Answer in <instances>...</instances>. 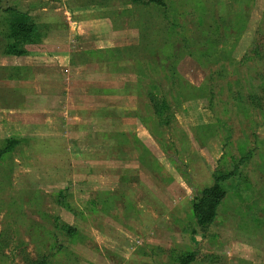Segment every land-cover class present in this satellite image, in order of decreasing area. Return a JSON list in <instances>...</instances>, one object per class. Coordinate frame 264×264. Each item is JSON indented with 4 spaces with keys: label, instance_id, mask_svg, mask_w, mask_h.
Listing matches in <instances>:
<instances>
[{
    "label": "rangeland",
    "instance_id": "1",
    "mask_svg": "<svg viewBox=\"0 0 264 264\" xmlns=\"http://www.w3.org/2000/svg\"><path fill=\"white\" fill-rule=\"evenodd\" d=\"M162 2L0 0L16 8L0 11V264H264V0ZM83 53L137 94L147 131L134 145L110 133L95 150L113 161H73L45 181L16 120L21 64ZM130 154L124 162L138 157L150 183L128 193L135 179L123 177L115 192L88 191L115 185L101 169L120 175ZM39 176L64 189L47 191ZM214 179L224 197L202 227L195 193Z\"/></svg>",
    "mask_w": 264,
    "mask_h": 264
},
{
    "label": "crops",
    "instance_id": "2",
    "mask_svg": "<svg viewBox=\"0 0 264 264\" xmlns=\"http://www.w3.org/2000/svg\"><path fill=\"white\" fill-rule=\"evenodd\" d=\"M99 19L107 20L108 18L101 16ZM94 49L105 48L86 49L80 46L77 51H94ZM35 59L36 57L27 54L21 64L28 68V73L27 77L20 79L19 86L25 90L20 92L21 105L16 120L24 130L28 131L26 133L27 159L35 161L36 169L43 174V177L47 176L51 179L52 176L58 175L57 172L63 168L71 171L73 161L91 162L97 160L98 157H101V160L106 163L113 161L114 158L109 156L112 153L102 151L99 154L97 153L99 150H95L98 145H105L108 148L112 139L110 133L120 137L122 144L134 145L133 140L139 143L143 141L141 135L145 132L143 130L147 131L146 119H140L136 115L137 94L126 88L124 82L119 84L116 79H108L109 77L105 73L97 69L95 62L74 61L69 55L66 57L46 56L41 58L43 61L37 58V62ZM57 61H59L60 70L51 68V66H56ZM39 69H42L41 73H39ZM201 110L205 112L203 108ZM200 115L204 114L200 113ZM204 121L203 123H205ZM29 129L41 131L30 134L32 131ZM70 145L75 147L71 151ZM115 157L118 158V156ZM121 157L123 163L117 168L121 171L120 175L112 174L116 168H112L111 164L109 167L103 166L101 169V171H107L104 174L108 178L115 180L113 183L115 185L90 186L88 189L90 193L115 192L118 189L115 188L117 183L122 181L123 177L136 180L133 184L126 186L128 193L139 191L138 187L143 182H151L150 179L142 178L143 173L138 157L133 159L131 165L124 161L130 160L129 158L132 159L134 156L130 154ZM201 160L203 161V158ZM90 167H86L87 170L81 168L84 172L83 177L86 179L89 177L88 174L93 175V169ZM159 167L167 171L162 164ZM39 178L42 177L39 176ZM43 179L40 180L42 183ZM46 179L45 177V181ZM86 181L88 184L95 183V179L92 177ZM43 184L42 188L50 187V190L47 191L64 189L57 188L54 181ZM149 187V192L154 191L151 186ZM91 196H89L90 202L94 203ZM146 204L148 205V202ZM177 204L178 202L173 203V206ZM142 206H145V203L135 201V207L143 209ZM148 222L153 224L156 220L149 219Z\"/></svg>",
    "mask_w": 264,
    "mask_h": 264
},
{
    "label": "trees",
    "instance_id": "3",
    "mask_svg": "<svg viewBox=\"0 0 264 264\" xmlns=\"http://www.w3.org/2000/svg\"><path fill=\"white\" fill-rule=\"evenodd\" d=\"M150 1H153L155 4H159V5L164 4L162 2V0H150ZM15 9L16 8L12 7V6L2 7L0 4V11H4V12L15 11ZM167 23H168V21L166 20L165 26L168 25ZM35 27L36 26L34 24H30V26H29V28L32 30L35 29ZM115 48H120V47H111L108 49H110L111 51H115ZM116 51H117V53L120 52L117 49H116ZM84 55H86V53H83L82 56L84 57ZM81 61L95 62L94 59H91L88 57L82 58V60H80V62ZM24 67H26V66H21V68H24ZM99 71L104 73V71H101V70H99ZM26 76H27V74H26ZM26 76H24L23 78H25ZM153 103H154L153 107L155 108V106H156V111L158 113H160L161 111L159 112L157 107L159 106V104L161 107H164L165 103L162 104V101H161V103H158L157 105H155L156 104L155 99H154ZM142 119H144V118H142ZM9 142H11V141L8 140L6 143H9ZM219 187L220 186L218 184V181L216 179H214V181L211 183L210 186H208L207 188L203 189L200 192L195 193V203L193 204L194 214L196 215V218H197L199 225L202 227L206 226L207 224H209L212 221V218L215 215L216 206H217V204L220 203L221 199L224 197V193H223V191L220 190ZM204 203L207 205L204 206Z\"/></svg>",
    "mask_w": 264,
    "mask_h": 264
}]
</instances>
